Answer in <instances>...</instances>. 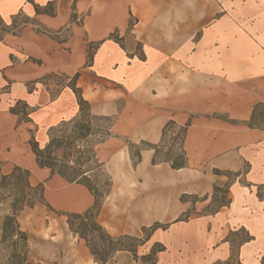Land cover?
Returning a JSON list of instances; mask_svg holds the SVG:
<instances>
[{
	"label": "crops",
	"instance_id": "1",
	"mask_svg": "<svg viewBox=\"0 0 264 264\" xmlns=\"http://www.w3.org/2000/svg\"><path fill=\"white\" fill-rule=\"evenodd\" d=\"M79 98L111 120L95 148L112 183L97 217L108 234L167 225L144 243L161 248L154 264H261L264 0H0V175L39 168L31 144L76 119ZM169 122L187 125L186 167L151 165L148 149L132 167L129 144H159ZM39 169L74 190L57 198L44 181L46 197L92 207L85 187Z\"/></svg>",
	"mask_w": 264,
	"mask_h": 264
},
{
	"label": "rangeland",
	"instance_id": "2",
	"mask_svg": "<svg viewBox=\"0 0 264 264\" xmlns=\"http://www.w3.org/2000/svg\"><path fill=\"white\" fill-rule=\"evenodd\" d=\"M171 133L173 135H167L158 149L159 158L172 159L179 154L175 145L178 144V140L173 143V139L178 138V129H171ZM54 135L57 148L51 151V157L55 159L57 168L69 177L91 172L92 185L98 187L99 196L105 194L110 188V183L100 165L95 161L92 152L93 147L106 135V123L83 118L63 126ZM22 163L26 166L25 170L30 173V181L32 183L39 180H41L40 183L45 181L47 191L54 192L57 198L63 197L64 193L74 191L73 189L54 191L56 185L60 187H66V185L58 180L49 182L47 178H44L45 172L35 166L33 159ZM28 167L34 171H30ZM116 191L120 192V195L125 194L124 192L128 193L127 189L122 192L118 189ZM23 195L28 202L39 201L38 194L24 189L21 182L15 180L2 182L0 176V227L3 217L11 212V207L16 205V199ZM44 199L46 203L41 201V203H35L32 208L25 207L17 217L21 230L28 236L29 261L40 264H72L73 258L77 255L80 257L77 259V264H154L158 247L155 245L146 247L144 243L140 245L126 237L118 239V236L128 234L113 236L109 234L116 240H108L100 236L98 231H92L89 228L91 219L84 222L89 226L85 231L87 243L73 235L68 228L64 213H78L77 209L81 203L79 199L78 206L68 204L66 200L55 203L45 194ZM117 206L120 212L122 205L117 203ZM79 223L73 222L74 230H78ZM147 235L148 232L139 234V237L145 239ZM119 248L124 250L116 251ZM7 249L8 244L2 241L0 231V264H7Z\"/></svg>",
	"mask_w": 264,
	"mask_h": 264
},
{
	"label": "trees",
	"instance_id": "3",
	"mask_svg": "<svg viewBox=\"0 0 264 264\" xmlns=\"http://www.w3.org/2000/svg\"><path fill=\"white\" fill-rule=\"evenodd\" d=\"M78 104L80 107V111H79V116L76 119L63 123L62 125L58 126L56 129L52 130L50 133V139L43 148H40L38 147L36 143H33L31 144V149L35 156L36 164L38 165L39 168L48 169L51 175L59 176L68 184H77V185H81L85 187L94 198L93 205L88 210L82 213H64L68 228L73 233V235L78 236V239L83 240L85 243H87V237H86L85 231L89 226L86 225L84 222L87 219H91L92 220L91 226L89 228H91L92 231H98L100 233V236L108 240H116L115 237H111L97 221L100 207L104 199L106 198V196L109 194L112 183H111L110 177L105 173L102 164H100L98 160L96 159L95 148L98 144L102 143L110 135L109 126H110L111 120L109 118L91 116L89 112L87 111V106L80 98L78 99ZM83 118H88L90 120H98V121H102L106 123V135L102 138V140H100L93 147V152H92L95 161L100 165V167L102 168L105 176L108 178V181L110 183L109 190L105 194H101L100 196L98 194V187L92 185L91 176H90L91 172H84L76 177H69L67 176L66 173H64L63 171L57 168V166L55 165V162H56L55 159L51 157V151H54L57 148V145L55 143L56 139L54 137L55 136L54 134L63 126H66L67 124H70V123L78 122ZM173 128L178 129V133H177L178 138L176 137L175 139H173V143L174 141L178 140V144L176 143L175 145L177 146L179 150V154L175 158H172V159H169L167 157L159 158L158 149L160 148V145L164 142V139L167 137V135L172 134L171 129ZM186 128H187V125L182 128H177L173 122H169L166 124V126L163 129L161 141L159 144L152 145L146 142H141L138 146L129 144L128 148H129L132 167H135L136 164L139 162L140 151L142 149L153 150V157L151 159V165L167 163L169 167L173 170H179V169L186 167V158L182 150V143H183L184 135L186 132ZM0 176H1L2 182L12 181V180L21 182L24 186V189L30 192L37 193L38 198H39V201L28 202L25 195L21 196L19 199H16L15 201L16 205L11 207V212L5 215L2 219L0 231L2 234V241L7 242L8 244L7 264H40V263H34L28 260V247H27L28 236L26 232L21 230L17 217L19 213L25 207L32 208L35 203H41V201H44L46 203L44 199L43 184L39 183L35 186H32L29 182V172L27 170L17 168V167L14 168L10 174L0 175ZM213 191L214 193H218V194L220 193V196H218V199L217 200L214 199V202L217 203V207L225 205L227 203L225 199L226 191L219 190L216 187H214ZM185 200H190L191 202H195V201H198V198L196 196L182 195L180 197V201H185ZM187 217H188V214L184 216V218H187ZM181 220L182 219H177L176 221H181ZM74 221L80 222L78 230H74V224H73ZM166 227L167 225H161V224L155 223L149 228L141 229L142 234L148 232V235L146 236L145 239L128 236V235L118 236V239L121 237H126V238L132 239L140 243V245H143V243H145L149 239L150 234L152 232H154L157 229H165ZM157 247L158 249L156 250V252L161 251V248L159 246ZM123 250L124 249L122 248L116 249V251H123ZM261 264H264V258H262Z\"/></svg>",
	"mask_w": 264,
	"mask_h": 264
},
{
	"label": "bare ground",
	"instance_id": "4",
	"mask_svg": "<svg viewBox=\"0 0 264 264\" xmlns=\"http://www.w3.org/2000/svg\"><path fill=\"white\" fill-rule=\"evenodd\" d=\"M61 230V229H60ZM63 239V238H62ZM59 246V245H58Z\"/></svg>",
	"mask_w": 264,
	"mask_h": 264
}]
</instances>
